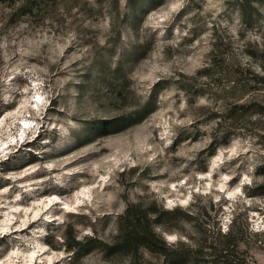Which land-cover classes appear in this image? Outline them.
Segmentation results:
<instances>
[{"label": "rangeland", "instance_id": "obj_1", "mask_svg": "<svg viewBox=\"0 0 264 264\" xmlns=\"http://www.w3.org/2000/svg\"><path fill=\"white\" fill-rule=\"evenodd\" d=\"M263 51L264 0H0V264H223L122 249L131 205L264 264Z\"/></svg>", "mask_w": 264, "mask_h": 264}, {"label": "trees", "instance_id": "obj_2", "mask_svg": "<svg viewBox=\"0 0 264 264\" xmlns=\"http://www.w3.org/2000/svg\"><path fill=\"white\" fill-rule=\"evenodd\" d=\"M261 0H246L248 7H253L256 3ZM259 67L262 74L260 75V82L264 83V51L260 52L259 58ZM241 109L245 113L252 114H261L264 115V103L257 104L253 102L251 104H242L235 107ZM120 122L115 121H105L102 124L96 126L98 132L110 131V133L117 132V127ZM259 172L264 174V164L259 167ZM261 191L254 193L253 196H264V184L260 186ZM155 206V204H154ZM135 208L131 205L128 206L125 210V213L121 216V226L119 227V242L122 243L120 247L122 249H130L135 254L146 251L152 255L162 256L168 259H173V261H183L184 259L199 260L201 256L204 255L205 249L209 256H212L213 259L222 261L223 264H249L246 260H237L236 254L240 249L243 248V244L239 241L240 232L236 227V220H234L231 228L224 234L219 232L216 238L212 241L210 246H200L191 247L187 251H177L173 250L171 247L166 245L153 227V220L156 218L154 212L153 214L148 213L147 211L140 213L132 214ZM169 214L172 212H168ZM124 220H131L130 225L124 227ZM119 245V244H118ZM192 255H191V254ZM239 259V258H238Z\"/></svg>", "mask_w": 264, "mask_h": 264}]
</instances>
